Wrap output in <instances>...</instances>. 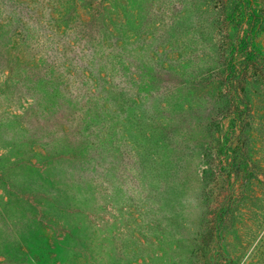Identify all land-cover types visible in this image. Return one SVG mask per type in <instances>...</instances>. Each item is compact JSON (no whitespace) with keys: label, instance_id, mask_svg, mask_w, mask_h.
Segmentation results:
<instances>
[{"label":"rangeland","instance_id":"obj_1","mask_svg":"<svg viewBox=\"0 0 264 264\" xmlns=\"http://www.w3.org/2000/svg\"><path fill=\"white\" fill-rule=\"evenodd\" d=\"M0 264H264V0H0Z\"/></svg>","mask_w":264,"mask_h":264},{"label":"trees","instance_id":"obj_2","mask_svg":"<svg viewBox=\"0 0 264 264\" xmlns=\"http://www.w3.org/2000/svg\"><path fill=\"white\" fill-rule=\"evenodd\" d=\"M59 30L55 29V31H53L54 33L58 32ZM56 41V39H54V42ZM117 44V42H113L111 43V45H109V47L111 48L112 51H116L117 46L115 45ZM243 46H247L246 42H242ZM117 53L118 51H116V53H112V60H115L117 57ZM47 61V60H46ZM43 61L42 63H40V66L43 70V72L41 73V77H38V74H32L31 75V89L33 90L35 97H34V104L35 106L38 104L40 106V114H46L48 115V118H52L55 120L61 119L62 116H64L63 113V109L65 108L62 103H60L61 101L58 100V96L56 95V93H54L53 91L50 92V90L48 89V84L50 82V77L52 76V72L49 71V67L48 64L49 62L47 61ZM116 63H118L119 66H121L122 62L120 59L116 60ZM229 70L231 71L232 69L229 68ZM49 72V76L47 78L46 73ZM38 75V76H37ZM74 98V97H73ZM72 97H68V103H71L74 99ZM93 98V96H92ZM76 104V103H75ZM77 104H79L80 108H82L83 105H87L90 106L91 105V99L88 100H84V99H79L77 101ZM95 106H99L100 105V101H96L95 103H93ZM77 105H74L72 107V111L74 110L73 108H75ZM63 107V108H62ZM69 107V106H67ZM71 117V113L69 114V116H66V120H70ZM57 128L58 131H62L63 128H67L65 123H62L60 125H58ZM233 165V163H232Z\"/></svg>","mask_w":264,"mask_h":264}]
</instances>
